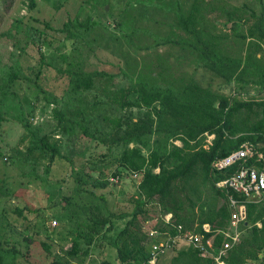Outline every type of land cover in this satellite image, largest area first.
<instances>
[{"label":"rangeland","instance_id":"obj_1","mask_svg":"<svg viewBox=\"0 0 264 264\" xmlns=\"http://www.w3.org/2000/svg\"><path fill=\"white\" fill-rule=\"evenodd\" d=\"M192 6L199 10L196 28L215 38L224 54L242 58L249 53L263 69L245 73L242 82H227L197 62L190 49L173 43L171 40L187 37L177 27L178 15L188 14ZM74 18L88 29L75 32L70 26L65 30V24ZM259 26L263 28L254 31L255 38H248L249 29ZM14 67L18 76L8 83ZM66 71L99 74L94 78L95 87L84 94L91 102L107 103L103 92L116 85L126 87L140 80L158 86L178 85V80L188 79L224 97L264 102V0H0V241L6 237L8 245L3 247L13 246L17 251V264H119L115 244L134 211L141 176L117 165L122 145L108 140L116 138L124 125H112V115L121 114L135 123L145 110L95 112L84 123L93 136L74 127L70 137H64L57 112L69 83ZM70 119L73 122L74 117ZM27 124L39 137L46 135L49 141L66 144L61 156L42 158L37 151L26 153ZM213 139V134H203L202 147L207 149ZM172 144L180 146L177 140ZM95 181L106 185L94 187ZM210 182L190 193L197 214L201 205L217 209L225 203ZM233 195L227 197L230 212L229 196ZM143 208L149 219L140 217V230L146 235L153 264H171L181 250H194L178 238L184 234L214 241L210 224L202 225V231L211 234L208 238L189 230L171 236L157 229L156 221L168 224L172 215L162 213L156 200ZM94 212L109 224L91 243L87 239ZM229 220L230 216L221 234L233 232ZM252 225L246 221L237 225L238 242L233 248L250 238ZM255 226L261 228L262 223ZM165 241L169 246L155 254L152 246ZM74 243L76 256L67 253ZM227 253L217 260L208 259L225 264L222 258ZM257 257L244 264H264V248Z\"/></svg>","mask_w":264,"mask_h":264},{"label":"trees","instance_id":"obj_2","mask_svg":"<svg viewBox=\"0 0 264 264\" xmlns=\"http://www.w3.org/2000/svg\"><path fill=\"white\" fill-rule=\"evenodd\" d=\"M74 19L65 24V30L70 26L76 29L75 32L81 28L88 29L87 25ZM196 24L200 25L199 10L192 6L188 14L178 15L177 27L182 29L187 37L171 41L194 52L197 62L202 63L214 75L227 82H242L240 78L245 73H259V70L263 69L259 61L249 53L242 58L224 54L215 38L206 34L202 28H196ZM259 27L249 29L247 37L255 38L254 31L263 28ZM242 37L244 38L243 35ZM17 72V67L10 68L8 83L17 78ZM65 74L69 77V83L61 98L64 104L57 112L61 134L64 137H70L75 131L74 127L83 130L89 137L93 136L85 130L84 123L91 119L95 112L130 108L145 110L142 112V118L135 123L123 118L121 114L112 115V125L117 128L124 125V129L115 133L116 138L108 140L110 144L122 145L117 165L128 173L141 176L134 211L130 214L126 227L117 236L115 246L119 264H141L150 260V250L146 249V235L140 230V217H143V221L149 219L143 205L151 203L152 200L159 203L162 213H170L173 217L168 224L157 220V229L171 236L176 235L179 230H189L204 234L205 238H208L211 234L202 231V225L207 223L210 224L211 233L215 234L213 244L218 247L223 241L221 231L227 227L230 216L227 197L232 194L217 189L215 182L227 177L235 166L217 173L213 172L211 164L236 151L243 143L251 144L255 153H261L264 157V102L224 97L199 86L193 79L181 83L178 80V85L171 83L158 86L143 80L126 87L116 85L112 90L106 89L103 92L108 104L102 101L91 102L86 100L84 94L95 87L94 78L99 74L81 71H66ZM70 117H74L73 122ZM2 119L0 114V122ZM24 127L29 136V149L26 153L37 151L42 158L61 156V150L66 144L57 140L49 141L46 135L39 137L28 124ZM205 133L214 135L207 149H204L201 143ZM235 136L237 137L233 139ZM152 138L155 140L154 144L150 143ZM176 140L180 142L179 147L172 144V141ZM103 141L106 140L102 139ZM128 143H133L134 146L129 148ZM142 150L147 151L146 155ZM256 166L260 168L262 164L256 163ZM155 170L157 172H154ZM199 177L201 179H198ZM207 180L211 181L210 186L216 190V196L225 203L217 209L213 205H201L197 214L190 193L199 191ZM93 185L104 187L106 182L95 181ZM263 217L264 198L259 204L246 205L245 221L253 224L250 228L251 236L241 242L245 243L246 247L240 243L236 248L232 247L227 251V255L222 258L225 264H244L245 260L258 259V252L264 248ZM90 220L92 225L87 241L92 243L93 236L107 226L109 220L101 218L99 212L91 213ZM258 221L262 223L261 228L255 226ZM3 245H8L6 237H2L0 241V264H17V251L13 246L5 249ZM67 253L78 255L77 244L74 243ZM171 264H213V261L201 258L196 250L191 249L181 250L172 259Z\"/></svg>","mask_w":264,"mask_h":264},{"label":"built area","instance_id":"obj_3","mask_svg":"<svg viewBox=\"0 0 264 264\" xmlns=\"http://www.w3.org/2000/svg\"><path fill=\"white\" fill-rule=\"evenodd\" d=\"M256 163H261L262 166L259 168ZM234 165H236L235 169L227 177L215 183L218 188L225 189L228 193L238 197L229 196V204L232 207L229 223L234 228L233 232L231 234L222 233L223 241L218 247H215L212 239H204L201 235L187 233L178 237L192 246L201 257H213L217 260L225 255L234 243L238 242L236 227L246 220V205L257 203L264 198V157L262 154L255 153L251 144L243 143L238 150L217 160L211 167L220 172ZM168 246L167 241L158 242L152 246V249L157 254L162 253ZM149 264L153 262L149 261Z\"/></svg>","mask_w":264,"mask_h":264}]
</instances>
